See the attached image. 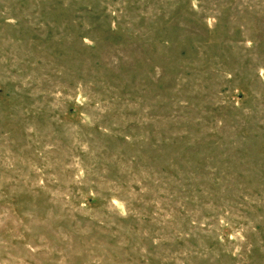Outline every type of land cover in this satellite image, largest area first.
Instances as JSON below:
<instances>
[{"label": "rangeland", "instance_id": "rangeland-1", "mask_svg": "<svg viewBox=\"0 0 264 264\" xmlns=\"http://www.w3.org/2000/svg\"><path fill=\"white\" fill-rule=\"evenodd\" d=\"M0 264H264V0H0Z\"/></svg>", "mask_w": 264, "mask_h": 264}]
</instances>
